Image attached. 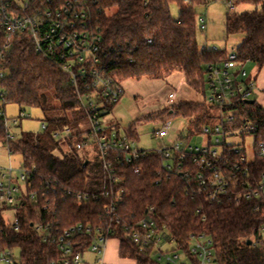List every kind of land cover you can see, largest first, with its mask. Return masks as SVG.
Here are the masks:
<instances>
[{"label": "trees", "instance_id": "trees-1", "mask_svg": "<svg viewBox=\"0 0 264 264\" xmlns=\"http://www.w3.org/2000/svg\"><path fill=\"white\" fill-rule=\"evenodd\" d=\"M37 6H48V0H34ZM97 0L90 14V26L101 37V50L106 54L107 69L119 81L139 80L143 77L160 79L173 71L181 72L186 84L200 90L205 98L208 92L206 79L209 65L220 64L226 58L225 49H199L195 39V8L214 0ZM230 9L237 4L255 6L253 11L239 14L228 11L225 15L226 34L242 33V42L237 47V63H253L260 71L264 68V0H222ZM178 8L174 18L169 5ZM150 41L149 43L147 41ZM3 36L0 34V45ZM5 77L1 82L6 103L38 107L42 112L59 110L62 113L78 109L77 96L67 74L59 70L49 59L35 52L27 35L14 37L5 58ZM254 81V80H253ZM245 85L253 83L245 78ZM49 102L56 104L54 108ZM183 117L192 118L191 128L197 130L208 122L214 106L206 101L200 103L180 102L172 106ZM235 126L245 120L254 125L253 148L264 144V106L256 99L246 105L236 103ZM165 109L162 113H167ZM83 114L81 110H79ZM49 125L59 128L66 118H51ZM49 126L47 125L48 131ZM194 130L188 131L189 137ZM131 140L136 139L133 125L126 132ZM51 137V134H50ZM52 138V137H51ZM0 144L8 147L10 154H19L23 166H35L33 174L36 186L44 188L43 181H56L61 187L57 192L58 212L64 225L90 220V215L100 209L102 198L87 201L61 197L62 188L77 192L90 190L99 177H91L88 162L69 156H56L40 144L31 133L18 139H7V132L0 117ZM190 178L184 179L180 172L166 174L162 171L160 157L151 153L135 164L121 170L124 176L125 199L119 213L126 222L144 216L147 206L154 209V219L160 226L169 229L180 246H185L190 234L205 233L212 240L217 264H264V247L252 240L257 236V212L254 202L226 199L221 203L209 201L206 189L195 181L197 169L188 166ZM264 171V158L254 156L250 172L254 181ZM21 209L17 214L19 228L14 230L6 222L0 208V253L20 249L21 264H45L46 246L32 234L30 220L36 218L31 208ZM250 240L251 244L246 245ZM120 258L134 260L136 264H158L146 253L138 252L128 240H116Z\"/></svg>", "mask_w": 264, "mask_h": 264}, {"label": "built area", "instance_id": "built-area-1", "mask_svg": "<svg viewBox=\"0 0 264 264\" xmlns=\"http://www.w3.org/2000/svg\"><path fill=\"white\" fill-rule=\"evenodd\" d=\"M96 2L48 0V6L40 7L34 0H0V34L3 36L0 45V117L7 139H14L8 124L16 126L20 119L28 117L24 111H20L15 118L5 117L3 108L6 101L1 86L11 41L25 34L35 52L68 75L77 96L78 109L89 123L87 137L95 143L99 155L101 175L97 184L83 192L62 188V200H104L97 213L90 215V220L64 225L65 220L58 212L59 184L44 180V188L38 187L32 178L35 166H22L16 173L9 166L0 171V203L14 212L10 226L17 231L19 222L16 213L28 205L32 206L36 218L30 220V227L35 238L47 247L45 264H103L102 257L108 243L121 239H128L138 252L146 253L158 264H217L212 240L207 234H190L186 245L180 246L172 232L155 221L152 206L145 207L144 216L138 220L126 222L121 217L119 207L123 205L126 194L121 170L155 153L160 157L162 171L166 174L180 172L184 179H189L188 166L195 167V181L206 189L212 203L219 204L226 199L235 202L240 199L253 201V211L257 212L259 223L257 236L252 243L264 247V171L257 181H254L250 172L254 156L257 154L264 158V144H259L253 150L252 159L248 160L243 150L227 145L225 141L236 132L243 136L254 130V125L247 120L234 127L236 103L249 99L255 90L253 83H241L246 72L244 65L237 63V48L232 47L226 52L222 63L209 65L207 69L208 93L205 101L214 106L220 119L223 118L219 124L202 127L201 132L207 136L208 144L191 146L189 140L193 135L189 137L187 132L179 134L169 147L141 150L126 132L120 136L111 128L108 130L103 126V117L109 113L111 105L118 101L122 88L121 81L108 71L106 54L101 50V37L92 31L89 23ZM183 2L190 4L189 0ZM197 24L200 30H205L203 17L199 18ZM174 98L175 93H170L168 103ZM176 114L171 109L162 128L154 132L156 137L169 135V119ZM42 130H47L45 124H42ZM56 135L53 132L52 137ZM87 255L93 259L88 260ZM0 262L15 264L13 251L1 252Z\"/></svg>", "mask_w": 264, "mask_h": 264}, {"label": "rangeland", "instance_id": "rangeland-1", "mask_svg": "<svg viewBox=\"0 0 264 264\" xmlns=\"http://www.w3.org/2000/svg\"><path fill=\"white\" fill-rule=\"evenodd\" d=\"M255 6L250 4H237L232 8H228L222 0H214L207 5H200L195 8L196 20L203 17L206 22L205 30H200L196 23L195 39L199 49L216 48L225 49L228 52L232 47L237 48L242 42V33L226 34L224 30L225 15L228 11L231 13H242L253 11ZM171 15L176 18L178 8L174 4L169 5ZM243 68L246 72L245 79L247 81L255 80L258 74V68L250 62L244 64ZM122 92L118 101L111 105L109 113L103 117V126L110 128L120 136L129 130L133 125L136 133L135 144L141 150H158L162 147H169L173 141L179 137V134H185L191 128L192 118L176 115L171 117L169 135L164 138H158L154 132L162 128L166 115L173 110L172 106L180 102L200 103L205 98L200 90L189 87L181 72L173 71L172 73L160 78L150 79L143 77L139 80L127 79L121 82ZM175 93V98L168 103V95ZM208 92H206L207 94ZM256 90L249 99L254 100ZM49 106L54 108L55 103L49 102ZM169 111L165 114L163 110ZM20 111H24L28 117L20 119L16 126L8 124L10 134L18 139L24 133H31L36 136L40 144L52 152L54 155L62 157L69 156L73 159H81L88 162V174L91 177H99L101 175V165L99 155L96 150L95 143L87 137L89 123L87 118L75 109L65 113L59 110L42 112L38 107L19 106L16 103H5L3 112L8 119L18 117ZM206 126H214L219 124V112L211 109L208 115ZM51 118H66V122L61 124L59 128H52L49 125ZM42 124L48 125V131L42 130ZM201 125L194 130L189 144L193 147H202L208 144V138L201 132ZM53 132L57 133L56 137ZM51 134V137H50ZM82 140L84 143H82ZM227 145H234L244 151L246 158L251 160L253 157V136L251 134L239 135L236 132L226 139ZM83 144V145H82ZM81 145V147H78ZM12 167L16 173L23 166V160L19 154H8L5 145L0 144V171ZM3 216L6 222L12 223L14 220V212L8 206H3ZM116 243L110 245V249L103 255V263L105 264H133L130 260H121L115 253ZM20 249H13V257L15 264H21ZM88 260L93 257L87 255ZM0 264H7L0 262Z\"/></svg>", "mask_w": 264, "mask_h": 264}, {"label": "crops", "instance_id": "crops-1", "mask_svg": "<svg viewBox=\"0 0 264 264\" xmlns=\"http://www.w3.org/2000/svg\"><path fill=\"white\" fill-rule=\"evenodd\" d=\"M253 85H254V88L257 92V93H254L256 101L260 105L264 106V68H262L258 72V74L255 76V80H254ZM114 243H116L115 244L116 245L115 253L119 257V255H118L119 244L116 240H112L108 243L105 253L108 251V249H110L109 246L111 244L114 245ZM105 253H104V255H105ZM120 259L121 260H130L133 262V264H136V262L134 260H131V259H127V258H120ZM103 264H105V263H103Z\"/></svg>", "mask_w": 264, "mask_h": 264}, {"label": "water", "instance_id": "water-1", "mask_svg": "<svg viewBox=\"0 0 264 264\" xmlns=\"http://www.w3.org/2000/svg\"><path fill=\"white\" fill-rule=\"evenodd\" d=\"M244 104H246V105H252V104H254V100H252V99H246V100H244ZM84 165H86V162L84 163ZM250 244H251V241L248 240L246 242V245H250Z\"/></svg>", "mask_w": 264, "mask_h": 264}]
</instances>
